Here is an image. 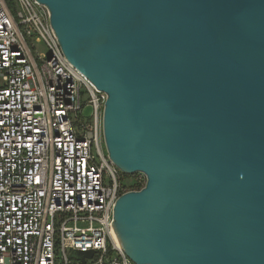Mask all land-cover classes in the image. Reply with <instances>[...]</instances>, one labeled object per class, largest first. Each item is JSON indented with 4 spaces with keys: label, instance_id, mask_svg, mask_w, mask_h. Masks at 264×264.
<instances>
[{
    "label": "water",
    "instance_id": "1",
    "mask_svg": "<svg viewBox=\"0 0 264 264\" xmlns=\"http://www.w3.org/2000/svg\"><path fill=\"white\" fill-rule=\"evenodd\" d=\"M36 2L107 96L109 160L145 176L113 208L122 252L133 264H264V0Z\"/></svg>",
    "mask_w": 264,
    "mask_h": 264
},
{
    "label": "built area",
    "instance_id": "2",
    "mask_svg": "<svg viewBox=\"0 0 264 264\" xmlns=\"http://www.w3.org/2000/svg\"><path fill=\"white\" fill-rule=\"evenodd\" d=\"M14 1L0 0V264H133L113 208L139 190L120 185L102 150L107 96L66 60L47 8Z\"/></svg>",
    "mask_w": 264,
    "mask_h": 264
},
{
    "label": "rangeland",
    "instance_id": "3",
    "mask_svg": "<svg viewBox=\"0 0 264 264\" xmlns=\"http://www.w3.org/2000/svg\"><path fill=\"white\" fill-rule=\"evenodd\" d=\"M35 44V48H36V50L38 51V53H42V54H44V55H46V56H48L49 55V51L45 48V46H44V44L43 43H34ZM102 150H103V152L107 155V152H106V148H105V145H104V143H103V145H102ZM118 170V169H117ZM118 173H119V176H118V178H119V183H120V185H122V186H125V187H128V186H130L131 184H133V182H134V179H136L137 178V176H135V175H126V176H122L121 174V172L118 170ZM124 175V174H123ZM68 255H70V253H68ZM72 261H74V259L75 258H73V257H71L70 258Z\"/></svg>",
    "mask_w": 264,
    "mask_h": 264
},
{
    "label": "trees",
    "instance_id": "4",
    "mask_svg": "<svg viewBox=\"0 0 264 264\" xmlns=\"http://www.w3.org/2000/svg\"><path fill=\"white\" fill-rule=\"evenodd\" d=\"M8 8L12 11L15 9V1L14 0H5ZM122 176H126V175H123L121 174ZM124 189L126 190H140L142 188V185L141 184H131L130 186L126 187L125 186L123 187Z\"/></svg>",
    "mask_w": 264,
    "mask_h": 264
},
{
    "label": "bare ground",
    "instance_id": "5",
    "mask_svg": "<svg viewBox=\"0 0 264 264\" xmlns=\"http://www.w3.org/2000/svg\"><path fill=\"white\" fill-rule=\"evenodd\" d=\"M116 243H118V240H117V238H116ZM118 245H119V243H118Z\"/></svg>",
    "mask_w": 264,
    "mask_h": 264
}]
</instances>
